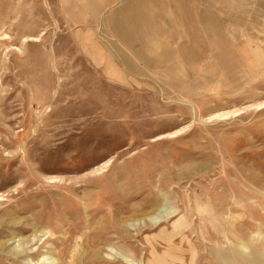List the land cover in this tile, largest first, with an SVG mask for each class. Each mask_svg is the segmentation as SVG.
I'll return each mask as SVG.
<instances>
[{"label":"rangeland","instance_id":"1","mask_svg":"<svg viewBox=\"0 0 264 264\" xmlns=\"http://www.w3.org/2000/svg\"><path fill=\"white\" fill-rule=\"evenodd\" d=\"M0 264H264V0H0Z\"/></svg>","mask_w":264,"mask_h":264}]
</instances>
